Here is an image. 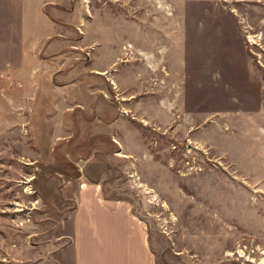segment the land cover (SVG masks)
Instances as JSON below:
<instances>
[{
  "label": "rangeland",
  "instance_id": "obj_1",
  "mask_svg": "<svg viewBox=\"0 0 264 264\" xmlns=\"http://www.w3.org/2000/svg\"><path fill=\"white\" fill-rule=\"evenodd\" d=\"M64 3L48 60L97 99L0 120V264H73L80 181L130 204L156 264H264V0Z\"/></svg>",
  "mask_w": 264,
  "mask_h": 264
},
{
  "label": "crops",
  "instance_id": "obj_2",
  "mask_svg": "<svg viewBox=\"0 0 264 264\" xmlns=\"http://www.w3.org/2000/svg\"><path fill=\"white\" fill-rule=\"evenodd\" d=\"M65 1L0 0V13L7 9L15 12L14 17L0 15V34L7 32L6 26L15 24L17 38L12 44L4 39L6 33L0 36V57L4 58L0 61V120L6 131L14 122L25 129L29 114L38 105L46 107L47 115L53 114L56 104L62 106V114L71 115L72 107L92 104L97 99L82 102L71 96L70 69L65 65L53 68L48 60V56L61 50L60 40L69 46V32L66 36L59 33L58 23L47 11L64 5ZM93 24L83 28L84 36L97 31L101 35L100 30H91ZM41 76L47 82L51 80V93L47 96ZM14 106L18 107L17 111ZM8 114H12L11 121H7ZM244 114L252 119L251 114ZM260 114L263 116L264 112ZM72 254L73 264H156L144 221L132 212L128 202L106 199L102 187L95 182L80 181L77 187Z\"/></svg>",
  "mask_w": 264,
  "mask_h": 264
}]
</instances>
